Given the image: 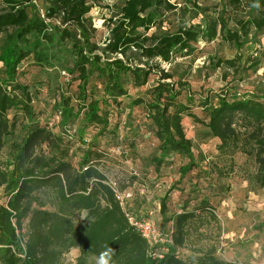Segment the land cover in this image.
Here are the masks:
<instances>
[{"label":"trees","instance_id":"16d2710c","mask_svg":"<svg viewBox=\"0 0 264 264\" xmlns=\"http://www.w3.org/2000/svg\"><path fill=\"white\" fill-rule=\"evenodd\" d=\"M92 1L0 0V33L5 35L0 48V152L6 146L10 149L7 164L0 165V189L8 197L0 205V264H63L62 257L73 248L80 251L76 264H98L109 248L110 264H233L212 250H194V256L181 259L176 248L186 245L194 213L185 211L168 218L165 197L161 201L165 229L158 228L163 234L173 232L172 243L164 258L153 257L147 241L130 225L129 211L117 200L108 176L98 169L105 153L94 152L91 146L76 167L62 149V135L37 121L28 88L18 76L31 53L43 64L57 38L59 43L71 41L73 62L67 71L77 74L80 81V104L76 109L69 98L62 97L55 108L61 113L58 125L64 133L82 141L89 126L106 123L103 106L108 99L129 96V77L132 86L144 87L157 68L160 77L146 107L160 142L158 164L170 152L182 155L187 163L180 168L181 179L198 166L193 142L182 123L189 115L219 139V151L254 157V179L264 189V88L244 95L227 90L208 95L201 104L204 116L198 118L189 114L188 104L179 101L184 87L177 90L181 84L169 82L173 75L154 64L171 65L176 57L188 56L200 36L209 41L220 35L241 51L252 30L264 29V0H228L225 7L241 14L235 19L236 30L229 27L231 16L223 15L202 31L190 19L174 32L161 34L151 31L162 28L168 15L180 14L184 21L186 11H191L181 10L171 0H125L115 17L104 20L108 37L101 42L96 40L98 29L87 17ZM190 3L196 14L208 11L196 0ZM39 4L49 7L42 9ZM238 62L241 56L220 59L217 67L235 68ZM95 74L103 79L105 97L88 103L87 86ZM141 103L144 100L137 99L131 108ZM44 189L54 193L52 209L41 197ZM82 212L87 215L80 223L75 218ZM171 221L173 225L166 228Z\"/></svg>","mask_w":264,"mask_h":264},{"label":"rangeland","instance_id":"374dc122","mask_svg":"<svg viewBox=\"0 0 264 264\" xmlns=\"http://www.w3.org/2000/svg\"><path fill=\"white\" fill-rule=\"evenodd\" d=\"M124 1L91 2L92 10L87 17L98 29L97 41L108 37L104 20L115 17ZM191 1L194 0H171L181 10L187 7L191 12L186 11L184 21H181L180 14L168 15L163 27L154 28L151 32H174L182 22L190 19L202 31V28L218 22L223 15L224 18L231 16L229 27L237 29L235 19L241 14L231 6L225 7L228 0H196L200 6L208 8L200 14L192 11ZM39 5L42 9L49 7L48 4ZM4 38L5 35L0 33V48ZM55 42L49 50L50 58L43 64L37 63L31 53L22 64L18 81L28 88L37 121L62 135V149L69 154L72 163L78 167L84 151L91 146L94 152L105 153L98 169L125 196L123 208L135 216L153 218L163 229L161 201L164 197L168 218L185 211L193 212L189 239L184 247L176 248L181 259L194 256V250H212L219 259L233 264H264V189L254 179L257 170L254 157L219 151V139L212 137L204 125L186 115L182 123L186 136L193 142L198 166L181 179L180 168L187 163L182 155L170 152L158 164L160 142L146 107L152 88L160 77L157 68L144 87L135 88L127 77L129 96L119 97L116 101L108 99L109 103L103 106L105 124L89 126L82 141L77 136H67L58 125L61 113L55 105L65 97L77 109L80 104V81L77 74L67 71L73 62L69 51L71 41L59 43L57 38ZM247 42L241 51H237L220 35L209 41L200 36L188 56L176 57L171 65L161 61L154 64L173 75L169 82L181 84L176 87L177 90L184 87L179 101L188 104L189 114L203 118L201 104L208 95L215 96L224 90L244 95L264 88V29L252 30ZM236 56H241V62L235 68L217 67L218 60L234 59ZM102 81L98 74L91 78L87 86L88 103L105 97ZM137 99L144 100V103L131 108V103ZM214 102L217 104V100ZM14 114L15 110L11 111L10 117ZM83 117L82 114L80 120ZM9 154L8 146L0 152L1 166L7 164ZM53 194L50 189L42 190L41 197L47 202L48 209H52ZM7 201L6 192L0 189V205ZM84 213L77 214L75 219L81 223L86 217ZM173 222L168 223L166 228ZM79 256V249L73 248L62 257L61 263L76 264Z\"/></svg>","mask_w":264,"mask_h":264},{"label":"built area","instance_id":"2783aa9c","mask_svg":"<svg viewBox=\"0 0 264 264\" xmlns=\"http://www.w3.org/2000/svg\"><path fill=\"white\" fill-rule=\"evenodd\" d=\"M41 15L44 19H47L43 11ZM116 198L124 207L125 196L117 191L113 187ZM126 216L129 220L131 226L147 241L150 247V254L155 257L162 259L164 255L167 254L170 250V245L172 243V231L171 233L163 234L159 228L157 222L151 217H139L135 216L130 212L126 213Z\"/></svg>","mask_w":264,"mask_h":264},{"label":"clouds","instance_id":"9594fccd","mask_svg":"<svg viewBox=\"0 0 264 264\" xmlns=\"http://www.w3.org/2000/svg\"><path fill=\"white\" fill-rule=\"evenodd\" d=\"M84 215L86 216L87 213L85 212ZM110 253H112V250L110 248L102 253L101 257L99 258L98 264H110Z\"/></svg>","mask_w":264,"mask_h":264}]
</instances>
